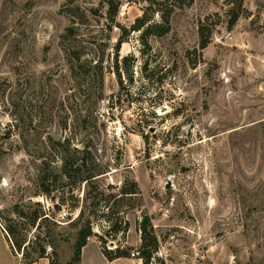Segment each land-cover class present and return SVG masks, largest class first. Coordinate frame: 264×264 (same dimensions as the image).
Returning a JSON list of instances; mask_svg holds the SVG:
<instances>
[{
    "label": "rangeland",
    "instance_id": "rangeland-1",
    "mask_svg": "<svg viewBox=\"0 0 264 264\" xmlns=\"http://www.w3.org/2000/svg\"><path fill=\"white\" fill-rule=\"evenodd\" d=\"M106 1L0 0V222L61 264L87 224L82 264H140L146 214L152 264H264V0H194L119 52L145 2Z\"/></svg>",
    "mask_w": 264,
    "mask_h": 264
},
{
    "label": "trees",
    "instance_id": "trees-1",
    "mask_svg": "<svg viewBox=\"0 0 264 264\" xmlns=\"http://www.w3.org/2000/svg\"><path fill=\"white\" fill-rule=\"evenodd\" d=\"M145 5L143 7L142 15L138 16L135 19V22L128 29L127 27L123 28V34L116 44L117 52L120 51L122 43L125 41L124 36L127 35L130 31H141V37L145 43L148 42V38L151 35H164L168 33L171 29V18L173 14L178 9H183L189 7L194 3V0H143ZM108 5V14L109 17L113 20L116 18L119 8L120 0H107ZM201 43L200 48L204 49L208 46L210 41L209 36H205L204 28L201 25ZM116 67L119 70V56L116 58ZM119 75L121 73L119 72ZM66 160V159H65ZM65 168L67 166L65 161ZM67 177L70 176L68 171H66ZM96 174L89 173L84 177V180L90 181L94 178ZM19 216L23 217L24 213L17 210ZM39 215H35L32 224L35 225L38 220ZM124 225L122 227L118 226V221L110 220L109 229L115 232H125L128 230V221L123 219ZM3 224V223H1ZM5 230L7 231L8 237L11 240L12 248L17 255V253L22 254L23 264H33L40 260L43 257H49L50 264H61L59 260L58 252L53 244L50 243L49 246L52 247V257L49 256L47 248L45 245H41L36 252H28L27 248L29 242L26 240H20L18 234L16 233V227L13 225H4ZM139 230L141 232V245L139 248L140 259L142 264H152L155 258L156 252L159 250V239L154 231V227L149 215H145L139 224ZM92 227L90 224L82 227L77 235V240L74 244L73 254L69 261L66 264H81L82 250L83 247L87 244V239L92 235ZM105 256L111 261L119 257H130L129 252L117 247L115 251L111 249L102 248ZM21 250H23L21 252ZM162 264V263H161Z\"/></svg>",
    "mask_w": 264,
    "mask_h": 264
},
{
    "label": "crops",
    "instance_id": "crops-1",
    "mask_svg": "<svg viewBox=\"0 0 264 264\" xmlns=\"http://www.w3.org/2000/svg\"><path fill=\"white\" fill-rule=\"evenodd\" d=\"M0 234H1L2 238L4 239V241H5L6 245L8 246V248L14 254V260H10L9 262H2L0 260V264H23L22 254L18 252L17 255H15V253L13 251V248H12V244H11L12 242L9 239L8 234H7V231L5 230L3 224H1V223H0ZM88 242H87V244H88ZM87 244L83 247V250H82L81 264L83 263V259H84V255H85V250H86ZM100 248H101V246H100ZM101 250L103 252V249L102 248H101ZM123 259L124 260H128V261H131V258H129V257H119V258H116V259L111 260V261L116 262V261H120V260H123ZM139 260H140V264H142L141 263L142 262L141 259H139ZM33 264H50V259H49V257H43V258H41L40 260H38L37 262H35Z\"/></svg>",
    "mask_w": 264,
    "mask_h": 264
},
{
    "label": "built area",
    "instance_id": "built-area-1",
    "mask_svg": "<svg viewBox=\"0 0 264 264\" xmlns=\"http://www.w3.org/2000/svg\"><path fill=\"white\" fill-rule=\"evenodd\" d=\"M1 223V222H0ZM133 255H134V253H133Z\"/></svg>",
    "mask_w": 264,
    "mask_h": 264
}]
</instances>
